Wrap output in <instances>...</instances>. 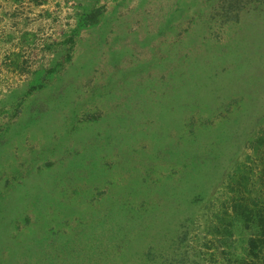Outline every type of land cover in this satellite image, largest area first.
<instances>
[{"label": "rangeland", "instance_id": "1", "mask_svg": "<svg viewBox=\"0 0 264 264\" xmlns=\"http://www.w3.org/2000/svg\"><path fill=\"white\" fill-rule=\"evenodd\" d=\"M0 264H264V0H0Z\"/></svg>", "mask_w": 264, "mask_h": 264}, {"label": "trees", "instance_id": "2", "mask_svg": "<svg viewBox=\"0 0 264 264\" xmlns=\"http://www.w3.org/2000/svg\"><path fill=\"white\" fill-rule=\"evenodd\" d=\"M249 245H250V250L253 253H256V251H257V240L254 238L249 239Z\"/></svg>", "mask_w": 264, "mask_h": 264}]
</instances>
